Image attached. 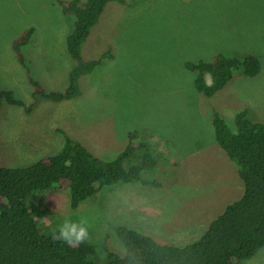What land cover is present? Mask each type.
<instances>
[{
  "label": "rangeland",
  "instance_id": "rangeland-1",
  "mask_svg": "<svg viewBox=\"0 0 264 264\" xmlns=\"http://www.w3.org/2000/svg\"><path fill=\"white\" fill-rule=\"evenodd\" d=\"M60 2L0 0V88L25 101L34 100V88L11 43L30 27L36 28L26 47L32 76L47 90L68 86L75 61L66 40L76 18L65 15ZM107 51L113 59L82 77L81 96L40 100L31 113L3 104L0 166H26L55 154L64 141L62 130L94 155L110 159L125 147L127 132L139 129L149 141L140 154L150 156L146 163L155 161L142 172L149 183L104 185L76 209L65 187L50 191L44 201L54 217L39 220L41 231L56 230L65 217L82 218L89 242L120 255L117 226L160 243H191L243 194L237 164L215 139L213 110L226 115L232 129L236 111L264 120V0L111 1L82 57L98 59ZM219 52L243 60L256 57L261 68L253 77L236 69L223 90L207 97L196 88V72L185 61L208 60ZM242 264H264V248Z\"/></svg>",
  "mask_w": 264,
  "mask_h": 264
},
{
  "label": "trees",
  "instance_id": "trees-1",
  "mask_svg": "<svg viewBox=\"0 0 264 264\" xmlns=\"http://www.w3.org/2000/svg\"><path fill=\"white\" fill-rule=\"evenodd\" d=\"M58 1L65 15L76 18L74 30L66 40L67 50L75 61L68 75V86L64 90H47L32 76V61L27 57L26 47L36 28L30 27L14 38L11 45L34 88V100L25 101L1 87L0 110L8 103L31 113L40 100L62 102L77 98L82 95V77L113 56L107 51L98 59L85 60L82 47L107 3L125 0ZM185 67L196 72V88L212 97L226 87L236 69H243L253 77L259 73L261 63L256 57L243 60L219 52L208 60H187ZM206 74L210 75L211 83L207 82ZM231 116L235 117L234 129L227 123L226 115L215 107L212 122L218 145L237 164L243 194L211 221L198 240L184 245L160 243L135 229L117 226L123 255L105 244L96 245L88 240L73 247L53 241L55 230L42 232L39 224L42 218L54 217L45 204L46 193L65 187L70 193V205L76 209L104 185L121 180L149 183L142 172L155 165L154 160L146 163L149 155L140 154L149 141L139 129L127 132L125 147L110 159L94 155L80 140L62 130L64 141L55 154L26 166H0V264H240L255 256L264 248V120L248 116L246 110ZM151 184L155 187L157 183Z\"/></svg>",
  "mask_w": 264,
  "mask_h": 264
},
{
  "label": "clouds",
  "instance_id": "clouds-1",
  "mask_svg": "<svg viewBox=\"0 0 264 264\" xmlns=\"http://www.w3.org/2000/svg\"><path fill=\"white\" fill-rule=\"evenodd\" d=\"M111 2V1H110ZM109 3V2H108ZM108 3H107V5H108ZM107 5H106V7H107ZM106 7H105V9H106ZM105 11V10H104ZM104 11H103V13H104ZM102 13V14H103ZM102 14H101V16H102ZM101 16H100V18H101ZM97 25V24H96ZM95 25V26H96ZM94 26V27H95ZM93 27V28H94ZM93 28H92V30H93ZM92 30H91V33H92ZM91 33H90V35H91ZM90 35H89V37H90ZM88 37V38H89ZM88 40V39H87ZM87 40H86V42H87ZM85 42V43H86ZM84 43V44H85ZM84 46V45H83ZM82 49H83V47H82ZM105 53V52H104ZM111 53V52H110ZM103 54V53H102ZM112 54V53H111ZM113 55V54H112ZM102 56V55H101ZM100 56V57H101ZM213 57V56H212ZM108 59V61L109 60H112L113 59V56L112 57H108L107 58ZM85 60H93V59H85ZM73 64L75 65V62H73ZM73 65V66H74ZM99 66V65H98ZM97 66V67H98ZM73 68V67H72ZM72 68H71V70H72ZM91 74V73H90ZM89 75V74H88ZM258 75V74H257ZM86 76V75H85ZM210 77V75L209 74H206V76H205V78H206V80H207V77ZM208 82V81H207ZM208 83H211V77H210V81L208 82ZM213 97V96H212ZM21 108V107H20ZM221 112V111H220ZM220 214V213H219ZM218 214V215H219ZM211 223V222H210ZM209 223V224H210ZM87 225V221L85 220V219H78V220H73V219H71V218H69V217H65L59 224H58V226H57V228H56V230H55V232L53 233V235H52V239H53V241H59V242H63V243H65V244H67V246H69V247H73V246H75V245H78V244H83L84 242H86L87 241V239H88V235H89V232H88V227L86 226ZM209 226V225H208ZM208 228V227H207ZM207 230V229H206ZM205 230V231H206ZM205 231L203 232V234L205 233ZM202 234V235H203ZM202 235H201V237H202ZM200 237V238H201ZM198 240V239H197ZM196 241V240H195ZM194 242V241H193ZM244 262V261H243ZM242 262V263H243ZM242 263H240V264H242Z\"/></svg>",
  "mask_w": 264,
  "mask_h": 264
},
{
  "label": "crops",
  "instance_id": "crops-1",
  "mask_svg": "<svg viewBox=\"0 0 264 264\" xmlns=\"http://www.w3.org/2000/svg\"><path fill=\"white\" fill-rule=\"evenodd\" d=\"M18 35H19V34H18ZM18 35H17V36H18ZM17 36H15L14 38H16ZM14 38H13V39H14ZM11 44H12V43H11ZM11 48H12V45H11ZM12 50H13V49H12ZM15 55H16V54H15ZM16 60H17V57H16ZM17 64H19L18 60H17Z\"/></svg>",
  "mask_w": 264,
  "mask_h": 264
},
{
  "label": "bare ground",
  "instance_id": "bare-ground-1",
  "mask_svg": "<svg viewBox=\"0 0 264 264\" xmlns=\"http://www.w3.org/2000/svg\"><path fill=\"white\" fill-rule=\"evenodd\" d=\"M122 181V180H121ZM135 182V181H134ZM212 187H217V184L216 183H213V185H210Z\"/></svg>",
  "mask_w": 264,
  "mask_h": 264
}]
</instances>
